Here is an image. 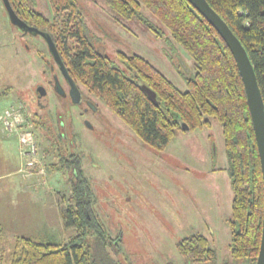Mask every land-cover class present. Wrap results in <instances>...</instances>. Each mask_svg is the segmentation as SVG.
<instances>
[{"label": "rangeland", "instance_id": "obj_1", "mask_svg": "<svg viewBox=\"0 0 264 264\" xmlns=\"http://www.w3.org/2000/svg\"><path fill=\"white\" fill-rule=\"evenodd\" d=\"M34 1L38 11L53 17L47 0ZM80 1L88 30L103 41L106 55L118 62L117 52L138 54L186 90L194 61L152 15L142 14L159 35L138 18H119L121 27L99 0ZM48 60L44 40L13 25L0 0V112L21 104L35 143L34 156H22L17 137L6 135L0 124V264H10L19 237L63 244L75 234L62 217L71 204L69 174L55 170L58 153L74 152L89 177L96 215L112 238L119 235L117 253L110 250L118 263L189 264L175 244L191 234L205 236L216 253L215 259L197 264L243 263L229 252L232 191L221 124L209 117V126L178 130L163 151L154 152L81 85L84 96L98 106L97 116L80 115L81 109L69 104L55 114L58 101L51 97L38 122L32 89L36 83L50 84Z\"/></svg>", "mask_w": 264, "mask_h": 264}, {"label": "trees", "instance_id": "obj_2", "mask_svg": "<svg viewBox=\"0 0 264 264\" xmlns=\"http://www.w3.org/2000/svg\"><path fill=\"white\" fill-rule=\"evenodd\" d=\"M206 1L244 46L264 103V0ZM99 2L116 14L120 25L119 18H138L159 35L143 17L147 11L168 30L195 64V73L185 79L186 90L138 54L117 52L118 62L104 51L101 54L84 24L80 0H49L51 19L35 8L34 0H9L22 20L51 36L76 85L100 99L154 152L165 149L176 132L183 130L182 123L190 131L209 126V117L221 124L232 191L229 252L232 259L243 260L241 264H254L261 234L262 174L242 80L228 46L188 0ZM62 11H67L69 23L66 17L59 19ZM139 82L155 92L157 104ZM57 136L62 139L61 134ZM55 170L69 174L71 204L62 217L66 227L76 232L63 244L19 237V249L10 264H120L110 253H117L119 235L112 238L96 215L92 186L79 153H58ZM175 246L189 264L216 258L201 234L184 236Z\"/></svg>", "mask_w": 264, "mask_h": 264}, {"label": "water", "instance_id": "obj_3", "mask_svg": "<svg viewBox=\"0 0 264 264\" xmlns=\"http://www.w3.org/2000/svg\"><path fill=\"white\" fill-rule=\"evenodd\" d=\"M3 6L7 12L9 21L17 26L18 28L37 34L41 36L48 47L49 52L54 57L55 61L58 63L61 68L63 74L66 76L71 92L78 94V90L68 75L64 64L62 63L59 53L55 47V44L51 38V36L42 30L34 26L28 25L25 21H23L13 10L11 7L9 0H1ZM193 7L214 27L220 37L224 40L226 45L228 46L238 69L239 75L242 80L246 103L252 123V129L254 133L255 143L257 147L260 169L262 174V191H263V202H262V222H261V234H260V243L258 254L256 256V260L254 264H264V103L261 96V92L259 86L257 84L256 76L254 73L253 65L248 57V54L241 44L238 37L233 33V31L229 28L226 22L211 8L206 0H188ZM98 51L102 54L103 48L99 47ZM183 66V63H182ZM141 89L146 93L147 97L155 104L156 96L155 92L151 90L147 85L142 82L138 83ZM90 107L94 110L93 104L89 103ZM183 130L187 131L189 128L186 124H181Z\"/></svg>", "mask_w": 264, "mask_h": 264}, {"label": "flooded vegetation", "instance_id": "obj_4", "mask_svg": "<svg viewBox=\"0 0 264 264\" xmlns=\"http://www.w3.org/2000/svg\"><path fill=\"white\" fill-rule=\"evenodd\" d=\"M47 1L49 4V0H47ZM81 8H82V17L84 20V24L87 26L85 15H84L85 10L83 9L84 7H81ZM60 14H61L60 16H62V17H59L60 20L62 21L63 18L66 17V22L69 23L68 20L70 18L67 17V11H62ZM25 22L28 25H30L27 21H25ZM96 25L98 28L100 27L99 24L96 23ZM120 26L122 27L123 25H120ZM36 36L41 37L37 34H36ZM93 37L95 39L96 48L101 47V45H103V41H101L98 36L93 35ZM42 40H44V39L42 38ZM44 42H45V40H44ZM26 46H27V44H26ZM46 48H47V51L49 54V60H48L49 66H48V68H49V72H50V76L47 78V82L50 84H47V85L41 84L40 85V84L36 83L32 89V93H33V101H32V103H33L32 110L33 111L32 112H33L34 119L37 121V118H38L37 116L39 115V112L48 108L49 103L51 102V97H56V99L58 101V105L55 107V109H56L55 114H57V111H58L57 109H59L62 106L65 107L66 104H69V105L76 106V107L80 108L81 110L78 112L80 115L92 113L94 115V117L97 116V114L99 112L98 106L93 104L90 100H88L84 96L81 89L79 88V85H76L75 81H73V79L70 77L71 80L74 82L77 90H78L77 91L78 94L75 96V94L73 92H71L70 84H69L66 76L63 74L58 63L55 61L54 57L49 52L47 45H46ZM59 57H60V55H59ZM60 59L63 63V60L61 57H60ZM67 98L71 101V103H65V102H67L66 101ZM90 102L93 104L94 110L90 107V105H89ZM85 122H86V120H84V124H85ZM86 125L92 127L91 124H86ZM59 127H60V125H59ZM62 138H63V136H62ZM114 148L117 149L116 147H114Z\"/></svg>", "mask_w": 264, "mask_h": 264}, {"label": "built area", "instance_id": "obj_5", "mask_svg": "<svg viewBox=\"0 0 264 264\" xmlns=\"http://www.w3.org/2000/svg\"><path fill=\"white\" fill-rule=\"evenodd\" d=\"M0 124L6 135H15L18 140V148L24 157H31L35 154V143L32 129L27 128L29 121L25 108L18 103L8 105L0 112ZM33 160H27L26 164L31 165Z\"/></svg>", "mask_w": 264, "mask_h": 264}, {"label": "crops", "instance_id": "obj_6", "mask_svg": "<svg viewBox=\"0 0 264 264\" xmlns=\"http://www.w3.org/2000/svg\"><path fill=\"white\" fill-rule=\"evenodd\" d=\"M8 136H11V135H8ZM7 175V174H6ZM1 176V175H0Z\"/></svg>", "mask_w": 264, "mask_h": 264}]
</instances>
